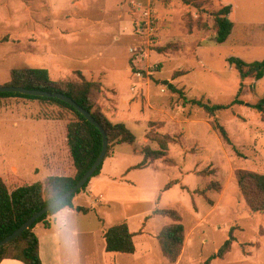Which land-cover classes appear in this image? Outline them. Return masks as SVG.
Returning <instances> with one entry per match:
<instances>
[{
  "label": "rangeland",
  "instance_id": "374dc122",
  "mask_svg": "<svg viewBox=\"0 0 264 264\" xmlns=\"http://www.w3.org/2000/svg\"><path fill=\"white\" fill-rule=\"evenodd\" d=\"M189 1L0 0V85L10 82L11 71L24 65L47 68L54 81H80V68L103 67L111 81L105 85V72L94 73L92 80L102 84L95 105L113 123L128 119L129 127L123 123L136 136L134 145L118 148L124 166L139 164L146 147L159 148L149 133H167L175 139L168 160L131 171L135 183L122 187L125 192L117 202L85 203L92 207L89 213H75L79 264H202L219 252L231 231L235 237L231 250L211 264H264V212L249 208L236 178L240 169L264 174V122L251 107L264 96V78L242 80L228 62L230 57L264 60V0ZM228 5L235 29L232 39L222 44L216 39L214 13ZM61 52L70 59L54 58ZM166 81L183 94L172 91ZM241 84L240 98L246 104L220 110L214 117L191 102L231 104ZM119 103L126 109L124 115ZM18 110L33 117L69 113L39 100L0 98V136L8 134L5 127L13 124L17 132L10 135L31 134L26 130L35 124L43 137L40 122L26 121L25 113L10 115L13 123L8 122L6 112ZM216 117L233 144L213 129ZM22 159L20 175L37 181L49 177L39 161ZM38 167L40 173H33ZM214 182L220 190L211 186ZM162 209L176 210L186 229L185 245L175 263L163 255L157 240L164 226L176 222L156 214ZM104 222L110 226L128 222L137 233L139 253L105 252L99 234ZM144 240L146 253L141 250ZM43 248V263L57 264L50 247Z\"/></svg>",
  "mask_w": 264,
  "mask_h": 264
},
{
  "label": "trees",
  "instance_id": "16d2710c",
  "mask_svg": "<svg viewBox=\"0 0 264 264\" xmlns=\"http://www.w3.org/2000/svg\"><path fill=\"white\" fill-rule=\"evenodd\" d=\"M185 4H190L189 0H183ZM232 7L230 5L221 8L214 13L215 24L217 27L216 39L218 43H224L231 35L234 22L229 17ZM191 27V26H190ZM230 65L234 66L243 80L253 77L256 80L264 78V60L246 62L238 57L228 59ZM80 81L51 79L50 71L46 68H32L24 65L21 68H15L11 71V80L6 85L24 86L29 89H42L51 92H61L74 99L78 104L90 111L94 117L105 127L108 132L110 145L107 157L111 155L112 146L116 144H134L136 142L135 134L126 126L125 123H113L101 110L95 105V97L102 92L100 82L88 79L82 71L77 72ZM170 89L174 92H181L173 83L166 81ZM243 84L237 93L236 98L231 104H211V102H202V100L193 99L191 102L202 108L214 117L220 110L231 108L234 105L246 104L240 97L242 95ZM183 94V93H182ZM20 97L30 100H39L46 103L55 104L58 107L73 114L59 111L53 117L48 119L62 120L66 122V163L69 170H73L71 175H52L50 177H62L71 185V188L86 174L92 167L103 149V134L100 129L86 119L78 110L65 101L54 97L33 96L15 92H1L0 98ZM253 109L261 113L264 122V96L256 103L251 105ZM213 129L220 133L221 138L227 144H233L228 129L220 123L218 118L213 119ZM149 138L158 143V149L146 147L143 151V160L135 168H146L156 160H168L170 144L174 142V137L167 133H149ZM237 154L241 155L235 148ZM104 164V163H103ZM100 166L94 177L98 176L103 168ZM49 177V178H50ZM46 183H24L20 186L10 188L5 180L0 176V241L16 231L33 214L44 207L42 194L46 193L50 179ZM236 178L239 188L253 212H264V174L240 169L236 172ZM89 182L77 193L72 196V209L77 212L89 213V209L76 206L73 202L75 196L85 190ZM211 186L216 190L221 189L218 183H212ZM156 214L169 216L176 220L175 223L164 226L157 236L163 255L171 262L175 263L180 258L186 240V229L181 216L176 210L162 209ZM48 214L40 217L23 234L14 238L7 244L0 247V264L5 259L18 260L22 264H43L40 254V240L35 233L34 228L37 224L44 222L50 227L47 221ZM136 233L132 232L128 222L115 224L107 229L104 238L106 241V251L108 253L134 254L136 244L134 241ZM235 240L231 231L229 239L224 243L216 255L205 260L202 264H211L216 258H223L231 248Z\"/></svg>",
  "mask_w": 264,
  "mask_h": 264
},
{
  "label": "crops",
  "instance_id": "0c3cea01",
  "mask_svg": "<svg viewBox=\"0 0 264 264\" xmlns=\"http://www.w3.org/2000/svg\"><path fill=\"white\" fill-rule=\"evenodd\" d=\"M26 20L30 21L29 19H26ZM234 29H235V25H234L233 31ZM233 31L226 42L232 39L234 35ZM28 32L30 33L31 31L28 30ZM35 32L40 33L39 31H35ZM54 58L61 60V62L64 60L70 59L68 58L66 54L62 52L59 55H55ZM80 71H82L83 74L88 79L96 78V74L94 73H97L99 71L105 72L104 84L108 85L107 81L109 80L111 81V78L109 77V71L103 67L95 71H93V69H88L86 71V70H81L80 68ZM110 83H117V82H110ZM122 98H120L119 101H122L123 103H125V101L121 100ZM119 107H120L119 113L121 112L124 115V112L126 109H124L123 106L120 105V103H119ZM20 112L25 113L26 121L30 119L32 120V122L33 121L40 122L42 131H43V137L38 136V133H36L37 127L34 126L35 124L30 125V128L26 127L27 128L26 132H29L31 134L26 133L25 135L22 134L20 136H15V137L10 135V132L11 133L17 132V124H13L11 126L8 125L5 127V131L6 133L8 132V134H5L3 137L0 136V160H1L0 161L1 163L0 164L1 165L0 166V176L5 180L6 184L10 188H14L24 183H35V182L46 183L48 178L52 175H66V174L71 175L73 174V170L68 171L69 167L65 160L66 158L65 155L68 152L66 141H65L66 122L62 120L48 119L46 117H41V116L33 117L31 114L30 116H28L26 111H22V110H18L17 112H14V111L6 112L9 117L8 122L12 124L13 118H11L10 115H14ZM127 120L125 119V121L123 120V122H125L129 127L130 125ZM134 121L137 123L136 119ZM19 145H22L23 148L17 151L15 148ZM131 145H134V144H131ZM120 146L121 144H117L115 149L114 150L112 149L111 155L107 157L104 161L101 173L98 176L93 177L88 187L75 196L73 202L76 206L85 207L91 210L92 207L86 205L85 203L103 204V203L117 202L118 199L116 198H119V196L123 195V192H125V189L123 188L128 185H134L135 181L130 179L131 171H133L138 164L134 166H128V167L124 166V163H125L124 159L120 157L118 154L119 153L118 148ZM23 157H25L24 160L22 159ZM19 158L22 159L23 162H26L27 158H33L35 162L39 161V164H41V166L48 172L49 177L48 178L44 177L41 181L39 180L37 181V180L20 175V172H21L20 170L23 169L24 167H22L19 164L20 163L18 161L20 160ZM158 161L159 160H156L154 163H151L146 168L155 167V166L157 167ZM39 171H41V167H38L35 171H33V173L34 172L40 173ZM74 212L76 213L77 211H74ZM101 218L104 220L103 217ZM129 220L130 218L128 217L126 221H129ZM109 227L111 226L104 222L103 228L99 231L105 252L107 251H106V241H105L104 235ZM34 231L38 235L39 240H40V254H41L42 262H44L43 245H46L50 247V249L52 250V256L55 262H57V264H61V257H60L59 249L55 247L50 240V237H51L50 227H47L44 222H41L36 225V227L34 228ZM136 239H137V233L134 237V241L136 244V252L131 255H136L137 253H139V246L137 244ZM141 250L143 253H146L148 251L146 244H145V240L142 241L141 243ZM109 254H111L112 256H115L116 254H121V253H109ZM1 264H22V263L18 260L5 259L2 261Z\"/></svg>",
  "mask_w": 264,
  "mask_h": 264
},
{
  "label": "clouds",
  "instance_id": "9594fccd",
  "mask_svg": "<svg viewBox=\"0 0 264 264\" xmlns=\"http://www.w3.org/2000/svg\"><path fill=\"white\" fill-rule=\"evenodd\" d=\"M42 194L44 211L48 214L52 244L59 249L63 264H79V221L72 209L71 185L62 177H50Z\"/></svg>",
  "mask_w": 264,
  "mask_h": 264
},
{
  "label": "water",
  "instance_id": "95a60500",
  "mask_svg": "<svg viewBox=\"0 0 264 264\" xmlns=\"http://www.w3.org/2000/svg\"><path fill=\"white\" fill-rule=\"evenodd\" d=\"M1 92H15V93H22V94H28L33 96H44V97H54L58 98L62 101L67 102L71 106H73L76 110H78L86 119H88L92 124H94L97 128L100 129L101 133L103 134V149L95 161V163L92 165V167L86 172V174L76 183L72 189L74 190L72 192V196L77 193L79 190H81L91 178L94 177L100 166L104 163L105 159L107 158V152L110 145L109 135L107 130L99 121L94 117V115L85 109L83 106L78 104L74 99L67 96L64 93L61 92H51L46 91L42 89H29L24 86H13V85H0V93ZM44 214H47L44 211V207L33 214L25 223H23L16 231H14L9 236L5 237L3 240L0 241V247L7 244L14 238L20 236L23 234L27 229H29L40 217H42Z\"/></svg>",
  "mask_w": 264,
  "mask_h": 264
},
{
  "label": "built area",
  "instance_id": "2783aa9c",
  "mask_svg": "<svg viewBox=\"0 0 264 264\" xmlns=\"http://www.w3.org/2000/svg\"><path fill=\"white\" fill-rule=\"evenodd\" d=\"M148 15H150V11L147 13ZM150 23V21L148 22V24Z\"/></svg>",
  "mask_w": 264,
  "mask_h": 264
}]
</instances>
